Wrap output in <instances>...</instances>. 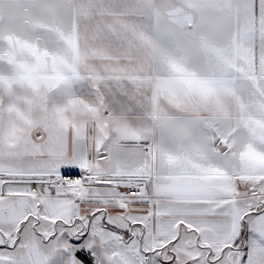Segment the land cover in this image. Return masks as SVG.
<instances>
[{
    "label": "snow or ice",
    "instance_id": "6c2138e0",
    "mask_svg": "<svg viewBox=\"0 0 264 264\" xmlns=\"http://www.w3.org/2000/svg\"><path fill=\"white\" fill-rule=\"evenodd\" d=\"M0 264H264V0H0Z\"/></svg>",
    "mask_w": 264,
    "mask_h": 264
}]
</instances>
